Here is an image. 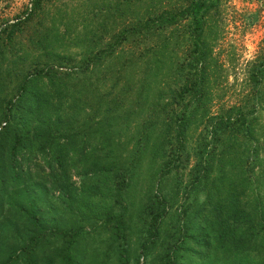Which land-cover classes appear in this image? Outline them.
<instances>
[{"label":"trees","instance_id":"obj_1","mask_svg":"<svg viewBox=\"0 0 264 264\" xmlns=\"http://www.w3.org/2000/svg\"><path fill=\"white\" fill-rule=\"evenodd\" d=\"M90 1L0 27V264H264V39L227 103L223 0Z\"/></svg>","mask_w":264,"mask_h":264},{"label":"rangeland","instance_id":"obj_2","mask_svg":"<svg viewBox=\"0 0 264 264\" xmlns=\"http://www.w3.org/2000/svg\"><path fill=\"white\" fill-rule=\"evenodd\" d=\"M31 0H0V27L4 21H14L21 17L29 7ZM90 0H54L50 14L59 12L55 17L60 23L64 19L78 17V22L85 16L84 22H88L91 14H88L95 4ZM264 2V0H263ZM264 6L261 2L249 0H223L221 3V23L223 24L222 40L214 49L219 62L227 73V87L235 84L234 89L229 88L225 101L233 103L240 89L241 81L245 79V66L252 61L262 47L264 39V9L259 14L257 11ZM60 29L61 25L57 24ZM217 106L213 112L217 111ZM264 119V113H263ZM143 192V189L141 190ZM157 252V251H156Z\"/></svg>","mask_w":264,"mask_h":264}]
</instances>
